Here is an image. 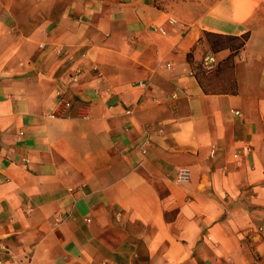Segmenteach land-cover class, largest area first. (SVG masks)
<instances>
[{"label":"crops","instance_id":"obj_1","mask_svg":"<svg viewBox=\"0 0 264 264\" xmlns=\"http://www.w3.org/2000/svg\"><path fill=\"white\" fill-rule=\"evenodd\" d=\"M0 264H264V0H0Z\"/></svg>","mask_w":264,"mask_h":264},{"label":"built area","instance_id":"obj_2","mask_svg":"<svg viewBox=\"0 0 264 264\" xmlns=\"http://www.w3.org/2000/svg\"><path fill=\"white\" fill-rule=\"evenodd\" d=\"M161 34H165V32L159 28L158 29ZM214 62L213 56H208L204 59V65L207 69L212 68V63ZM78 74L74 76V78L77 77ZM57 105L64 106L65 108H69L71 106V103L64 97V95L61 92H57ZM130 110H126V114H130ZM235 114H238V112H235ZM247 151L250 152V148H247ZM142 153H145L144 150H142ZM213 152H211V155ZM238 155L235 154L234 157L236 158ZM25 162L27 160H24ZM191 172L188 167H179L177 168L176 175H175V183L178 185H186L190 181Z\"/></svg>","mask_w":264,"mask_h":264},{"label":"trees","instance_id":"obj_3","mask_svg":"<svg viewBox=\"0 0 264 264\" xmlns=\"http://www.w3.org/2000/svg\"><path fill=\"white\" fill-rule=\"evenodd\" d=\"M245 38V36H243ZM212 47L214 49L229 48L232 51V55L235 54L239 48L243 45V42L239 41L235 36L224 35H212Z\"/></svg>","mask_w":264,"mask_h":264}]
</instances>
